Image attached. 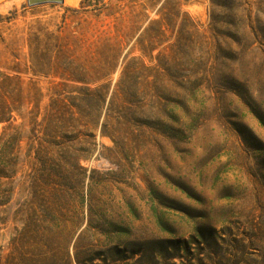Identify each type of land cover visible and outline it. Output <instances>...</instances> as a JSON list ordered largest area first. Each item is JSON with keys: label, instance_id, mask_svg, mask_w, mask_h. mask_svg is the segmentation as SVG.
<instances>
[{"label": "rangeland", "instance_id": "rangeland-1", "mask_svg": "<svg viewBox=\"0 0 264 264\" xmlns=\"http://www.w3.org/2000/svg\"><path fill=\"white\" fill-rule=\"evenodd\" d=\"M81 1L31 7L28 0H0V68L25 62L29 27L56 30ZM133 5L135 35L152 21L170 24L167 43L153 55L166 48L178 58L172 71L188 70L203 80L180 98L146 105L147 117L123 122L114 134L117 146L99 130L80 137L88 142L81 166L91 189L82 192L92 222L85 243L113 256L110 264H264V0ZM187 15L199 40H187ZM21 146L20 160L26 142ZM85 208L76 210L86 214ZM111 224L129 235L117 243ZM115 246L126 261H117Z\"/></svg>", "mask_w": 264, "mask_h": 264}, {"label": "trees", "instance_id": "trees-1", "mask_svg": "<svg viewBox=\"0 0 264 264\" xmlns=\"http://www.w3.org/2000/svg\"><path fill=\"white\" fill-rule=\"evenodd\" d=\"M115 1L113 6L82 0L53 31L41 24L29 27L25 62L0 68V264H110L113 256L85 243L92 222L89 197L87 202L82 192L91 189L81 166L88 142L80 137L92 138L99 130L117 146L114 134L123 122L147 117L146 105L180 98L203 80L188 70L172 71L178 58L166 48L153 55L167 43L170 24L152 21L135 35V0ZM186 24L187 40H199L188 15ZM18 118L22 122L15 125ZM78 206H87L86 214L78 213ZM111 228L117 243L129 235L124 227ZM113 250L117 261L128 259L119 246Z\"/></svg>", "mask_w": 264, "mask_h": 264}, {"label": "water", "instance_id": "water-1", "mask_svg": "<svg viewBox=\"0 0 264 264\" xmlns=\"http://www.w3.org/2000/svg\"><path fill=\"white\" fill-rule=\"evenodd\" d=\"M65 0H28V5L31 7L47 5V4H64Z\"/></svg>", "mask_w": 264, "mask_h": 264}, {"label": "bare ground", "instance_id": "bare-ground-1", "mask_svg": "<svg viewBox=\"0 0 264 264\" xmlns=\"http://www.w3.org/2000/svg\"><path fill=\"white\" fill-rule=\"evenodd\" d=\"M75 0H65V3L67 4H73Z\"/></svg>", "mask_w": 264, "mask_h": 264}]
</instances>
